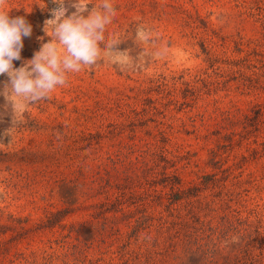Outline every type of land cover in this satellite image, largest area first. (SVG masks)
Wrapping results in <instances>:
<instances>
[{
  "label": "rangeland",
  "instance_id": "obj_1",
  "mask_svg": "<svg viewBox=\"0 0 264 264\" xmlns=\"http://www.w3.org/2000/svg\"><path fill=\"white\" fill-rule=\"evenodd\" d=\"M89 3L91 9L101 0ZM111 3L116 11L105 39L128 52V67L113 65L102 54L95 66L68 73L66 85L30 104L15 126L11 107L5 110L7 102L0 96V264H264V157L253 158L248 150L249 143L257 145L254 133L242 142L236 136L235 149L225 155V167L232 169L222 194L202 188L178 211L168 210L166 198L160 204L154 197L137 239L134 228L143 212L136 206L126 207L130 212H120L117 218L112 213L98 215L106 192L96 167L104 162L103 175L107 169L114 183L127 177L137 182L144 169H160L150 156L154 145L146 143L151 138L141 127L136 141L145 151L129 155L132 163L124 155L115 166L106 158L97 159L112 151L113 144L130 143L128 125L114 131L110 124L120 121V113L135 97L157 98L156 91L146 92L153 81L185 74L184 79L202 88L201 97L194 108L186 109L188 114L168 105L164 120L173 128H163L172 131L175 153L176 142L192 151L190 157L175 159L186 185H197L214 172L210 148L216 139L210 133L230 125L225 117L239 126L243 113H251L257 103L264 105V93L237 88L240 75L231 72L238 67L228 63L245 55L237 52V43L248 49L250 41L264 37V0ZM55 7L52 0H10V15L25 16L33 26L32 36L24 38L23 59L14 61L16 67L40 50V37L44 43L51 39L43 27ZM137 29L144 30L145 40L137 38ZM204 48L223 60L211 66ZM7 79L0 75V88ZM198 113L204 117L197 116L194 126L188 117ZM178 118L189 123L187 132L175 128L181 123ZM149 124L157 131L155 121ZM91 135H100L98 149L96 137L94 148L86 147Z\"/></svg>",
  "mask_w": 264,
  "mask_h": 264
},
{
  "label": "trees",
  "instance_id": "obj_2",
  "mask_svg": "<svg viewBox=\"0 0 264 264\" xmlns=\"http://www.w3.org/2000/svg\"><path fill=\"white\" fill-rule=\"evenodd\" d=\"M260 8L262 9V6H260ZM242 45L243 43H237L236 50L239 53L245 52V55L228 62L238 67V69L231 72L232 75H240L236 80L238 82L237 88L242 89V93H264V37L262 39L250 41L248 49H245ZM204 50L209 55L208 60L211 66L223 60L211 56L207 48H204ZM184 77L185 74L173 75L171 78L161 76L153 81V85L150 86L148 91L146 90L147 93L156 91L158 93L157 98L150 95L141 98L135 97L133 102L128 104L127 109L120 113V121L116 120L112 123L110 122V126L113 127L114 131L118 128L123 129L125 126L127 127V125L130 127L132 133L130 136V143H120L118 146L113 144L112 151L109 149L105 157L99 156L102 160L97 159L98 162H100L106 158L108 163L110 162L115 166L120 162V155L127 157L135 154L136 151H145L141 149V147L139 148V144L136 141V133L139 127L145 128L146 133L151 138V142L148 141L146 143L154 145V150H150V156L156 167H160V169L157 171L156 168L155 171H151L152 168H146V171L144 169L143 177L139 178L137 182H135L133 178L130 180V178L127 177L124 182L114 183L107 169H105L107 176L103 175L102 169L104 162L96 163V167L98 168L97 175L102 180L101 187L104 189V192H106L105 199L101 203H98L101 208L98 215L106 217L108 214L112 213L113 217L117 218V214L120 212L123 215L130 212V210H126V207L131 209L132 206H136L143 212L141 217L136 220L135 232L133 233V237H136V239L139 236L138 233L139 230H141L140 228L143 222L148 217L145 209L152 202H155L154 197L158 199L156 201L160 202V204L162 200L166 198L168 210L175 209L178 211L179 207L191 204L192 199L200 195L202 188L208 189V187H212V189L216 190L218 195L222 194L223 188H225V182L229 178L228 171L232 169V167H225L227 159L225 155H230L235 149L237 144L236 136H239V140L242 142L243 138H248L246 136H248L249 133H254V142L257 145L252 147L251 143L248 142L250 144L248 150L254 155L253 158L258 159L259 157H264V137L259 139V134L264 133V105L262 103H257L252 107L251 113H243V117L238 120L239 126H237V123L233 122L230 117H225V120L229 121L228 123L231 126L227 124L221 125L210 133L214 135L216 139L215 146L210 148V164L215 171L202 176V182L197 185H186L179 171L180 167L175 163V159L181 158L182 160V158H185L187 155L190 157L192 151L186 149L183 144H178L176 142L177 153H175V145L171 146L173 143L170 137L172 131L163 128V126H167L169 129L173 128L172 123H167V121L164 120L167 119L165 110L168 105L174 104L177 111H186L188 114L186 109L188 107L194 108L196 101L201 97L202 88L192 84L191 80L184 79ZM205 84L208 85V83ZM206 88L208 91L210 90L208 86ZM165 101L167 102L164 103ZM162 106H164L165 109L161 110ZM158 115H161L163 120H158ZM197 116L204 117V114L198 113L188 117L194 126L196 125ZM178 119L181 120V123L178 125L175 124V128L178 126V132L180 131L179 128L187 132L189 123L183 118ZM150 121L156 122L157 131L150 128ZM89 137V142L86 147H93V138H97V136L91 135ZM95 144H97L96 148L98 149L100 141H96ZM130 156L127 158H130V163H132V157ZM242 157L248 160L249 156L243 155ZM188 160L189 164H191V158ZM235 165L237 166V163H235ZM252 176L253 175H251V177ZM235 177H237V175H235ZM248 181L252 182L250 178ZM180 215L177 214L176 218H180ZM244 230H247V228H244ZM257 242L261 243V240L257 239ZM140 253L141 252L137 251L136 258L140 257Z\"/></svg>",
  "mask_w": 264,
  "mask_h": 264
},
{
  "label": "clouds",
  "instance_id": "obj_3",
  "mask_svg": "<svg viewBox=\"0 0 264 264\" xmlns=\"http://www.w3.org/2000/svg\"><path fill=\"white\" fill-rule=\"evenodd\" d=\"M9 2L0 0V75L8 77L0 96L7 102L5 110L11 107L13 126L22 122L30 104L47 99L57 86L66 85L68 73L95 66L102 54L118 67L130 65L128 52L105 39L106 26L116 11L111 0H101L99 7L91 9L89 0H52L58 7L51 9L52 18L43 27L51 39L44 43L40 37V50L16 67L14 61L23 59L24 38L32 36L33 26L25 16H11ZM70 9L75 10L69 14ZM137 38L146 39L143 29H137Z\"/></svg>",
  "mask_w": 264,
  "mask_h": 264
}]
</instances>
